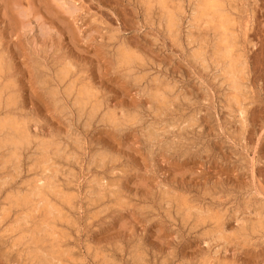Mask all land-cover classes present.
<instances>
[{"label":"rangeland","instance_id":"rangeland-1","mask_svg":"<svg viewBox=\"0 0 264 264\" xmlns=\"http://www.w3.org/2000/svg\"><path fill=\"white\" fill-rule=\"evenodd\" d=\"M165 1L0 0V127L13 116L29 132L20 152L0 128V264H38L48 249L59 264H264V0H222L235 76L213 25L193 20L198 0Z\"/></svg>","mask_w":264,"mask_h":264},{"label":"bare ground","instance_id":"bare-ground-1","mask_svg":"<svg viewBox=\"0 0 264 264\" xmlns=\"http://www.w3.org/2000/svg\"><path fill=\"white\" fill-rule=\"evenodd\" d=\"M172 1V0H171ZM169 2V1H168ZM198 5L196 6V9H195V12H194V15H193V20H195V22H196V19L198 20L196 23H200V22H202V21H206L208 24H211V25H213V28L215 29V31L219 34V38H220V43H219V46L220 47H218V54H221V57L222 58H224L225 60H227L228 62H229V64H228V66L227 67H229L230 68V70H228V71H230V73L228 72V71H226V73H229V74H231L232 76H235V74H236V71H237V65L235 64V59H234V57H233V54L235 53V54H239L238 52L236 53V50H235V52L233 53V51L231 50V48H232V44H231V37H230V35H231V28H232V26H231V18H230V16L227 14V13H225V5H224V3H223V1L222 0H198ZM143 3V2H142ZM149 3V2H148ZM155 3V2H154ZM160 5L162 6V8H164L163 9V11H167V9L170 7V6H168L167 4L168 3H166V1L165 0H160ZM173 3H174V1H173ZM147 4V3H146ZM146 4H145V6H146ZM156 4V3H155ZM171 4V3H170ZM227 4V3H226ZM151 6H153V5H151ZM156 6V5H155ZM158 6V5H157ZM182 6V5H181ZM188 6V5H187ZM147 7V6H146ZM154 7V6H153ZM148 8V7H147ZM150 8V10H151V7H149ZM158 8V7H157ZM175 8V7H174ZM179 8V7H178ZM156 9V8H155ZM182 9H184V8H181L180 7V11H182ZM153 10V9H152ZM158 10V9H157ZM174 11H175V9H173ZM154 11V10H153ZM156 11V10H155ZM159 11V10H158ZM174 11L172 12L171 10H169V12H165V13H168V14H164V17H166L167 15V17H168V21H167V24H169V27L170 28H172L171 30H173L174 28H175V15H174ZM176 11H177V9H176ZM161 12V11H160ZM185 12V11H184ZM184 12H182V14L184 13ZM190 12V11H189ZM152 13V12H151ZM177 14H178V11L176 12ZM180 13V12H179ZM186 13V12H185ZM147 14H148V12H147ZM150 14V13H149ZM151 15V14H150ZM160 15V14H159ZM158 15V16H159ZM162 16H163V14H161ZM166 15V16H165ZM179 15V14H178ZM178 15H176L177 17H178ZM155 16V15H154ZM166 17V18H167ZM184 17V16H183ZM162 18V17H161ZM165 18V19H166ZM179 18V17H178ZM177 18V19H178ZM186 18H188V17H186ZM163 20H164V22L167 20H165L164 18H162ZM185 19V18H184ZM160 20V19H159ZM183 20V19H182ZM190 20V19H189ZM189 20L187 21V22H189ZM193 20H192V22H193ZM185 21V20H184ZM162 22V21H161ZM177 22H178V20H177ZM179 22H180V20H179ZM182 22V21H181ZM186 22V21H185ZM190 22H191V20H190ZM194 23V22H193ZM196 23H194V24H196ZM159 24H161L160 22H159ZM166 24V23H165ZM164 23H163V26L165 25ZM165 25L164 27H168V25ZM179 24V23H178ZM182 24V23H181ZM183 25V24H182ZM186 25L187 24H185L184 26L186 27ZM196 25H198V24H196ZM161 26V25H160ZM192 26H193V24H192ZM238 26V25H237ZM236 26V27H237ZM174 27V28H173ZM199 27V26H198ZM203 27V26H202ZM170 28H167V29H170ZM177 28V27H176ZM176 28H175V30H176ZM195 28H196V26H195ZM194 28V29H195ZM201 28V27H200ZM166 29V28H165ZM181 29V28H180ZM186 29V28H185ZM188 29V28H187ZM193 29V28H192ZM233 29V28H232ZM179 30V29H178ZM183 30V29H182ZM203 30V29H202ZM183 31H186V30H183ZM188 31H189V29H188ZM167 32H169V31H167ZM175 32H178V33H180L179 31H174L173 33H175ZM172 33V32H171ZM177 33V34H178ZM190 33V32H189ZM188 33V34H189ZM186 34V33H185ZM187 34V35H188ZM193 34V33H192ZM203 34V33H202ZM205 34V33H204ZM203 34V35H204ZM214 34V33H213ZM173 35V34H172ZM171 35V36H172ZM176 35V34H175ZM190 35H191V33H190ZM233 35V34H232ZM178 36V35H177ZM195 36V35H194ZM235 36V35H234ZM173 37V36H172ZM175 37V36H174ZM208 37V36H207ZM233 37V36H232ZM177 38V37H176ZM175 38V39H176ZM187 38H189V37H187ZM213 38V37H212ZM235 38V37H234ZM237 38V37H236ZM178 39V38H177ZM194 39H196V38H194ZM205 39H207V38H205ZM175 41H178V40H175ZM193 41V40H192ZM197 41H199V39H197ZM208 40H206L205 42H207ZM200 42H201V40H200ZM203 42V41H202ZM202 42L200 43V44H202ZM210 42V41H209ZM190 42H188V44H189ZM192 43V42H191ZM194 43H195V41H194ZM197 43V42H196ZM199 44V43H198ZM206 44V43H205ZM210 44H211V42H210ZM209 44V45H210ZM204 45V44H203ZM203 45H201V46H203ZM212 45V44H211ZM237 45V44H236ZM235 45V46H236ZM124 46V45H123ZM207 46H208V43H207ZM235 46L233 47V48H235ZM122 47V46H121ZM120 47V48H121ZM190 47V46H189ZM195 47H197V46H195ZM204 47V46H203ZM210 47V46H209ZM125 48V47H124ZM123 48V49H124ZM191 48H193L192 46H191ZM191 48H189V50L191 49ZM200 48V47H199ZM237 48H239V47H237ZM122 49V50H123ZM194 49V48H193ZM202 49V48H201ZM201 49H200V52H201ZM203 49H206V48H203ZM208 49H210V48H207V50ZM212 49V48H211ZM214 49V48H213ZM125 50V49H124ZM120 51H121V49H120ZM127 51V50H126ZM191 52H190V54H192V50H190ZM193 51H196V50H193ZM206 51V50H205ZM205 51H203L204 53H205ZM209 51V50H208ZM207 51V52H208ZM215 51V50H214ZM213 51V52H214ZM238 51V50H237ZM123 53H121V59H122V61L123 62H125V64L126 63H131V61H132V64H134L133 63V60H132V58H131V56H130V54H127L126 52H124V51H122ZM198 52V51H197ZM203 52H202V54H203ZM130 53V52H129ZM211 53V52H210ZM196 54V53H195ZM202 54H200V55H202ZM212 54H214V53H212ZM216 54V53H215ZM218 54H217V56H218ZM135 55V54H134ZM194 56V55H193ZM208 56V55H207ZM210 56H211V54H210ZM2 57V56H1ZM119 57V56H118ZM119 57V58H120ZM201 57V56H200ZM239 57V56H238ZM208 58H210V57H208ZM213 57H211V59H212ZM121 59H119V60H121ZM133 59H134V57H133ZM137 59V58H136ZM199 59V58H198ZM210 59V60H211ZM221 59V58H220ZM237 59H239V58H237ZM1 61H2V59H0ZM4 60V59H3ZM118 60V61H119ZM194 60V59H193ZM206 60V59H205ZM209 60V61H210ZM219 60V59H218ZM217 60V61H218ZM222 60V59H221ZM243 60V59H242ZM1 61H0V74H1V71H2V63H1ZM194 61H196V60H194ZM200 61V60H199ZM204 61V60H203ZM207 61V60H206ZM215 61V60H214ZM205 62V61H204ZM243 62V61H242ZM7 63V62H6ZM122 63V62H121ZM210 63H211V61H210ZM214 63V62H213ZM215 63H216V61H215ZM214 63V64H215ZM218 63H222V62H218ZM239 63V62H238ZM124 64V63H123ZM124 64V65H125ZM131 64V65H132ZM203 64V63H202ZM201 64V65H202ZM208 64V63H207ZM227 64V63H226ZM226 64H225V66H226ZM3 65H5V63L3 64ZM129 65V64H128ZM127 65V66H128ZM239 65V64H238ZM240 65H241V63H240ZM126 66V65H125ZM213 66V65H212ZM219 66V65H218ZM221 66H222V64H221ZM241 66H243V64L241 65ZM8 67V66H7ZM205 67V66H204ZM207 67V66H206ZM220 67V66H219ZM218 67V68H219ZM240 67V66H239ZM243 67H245V66H243ZM211 68V67H210ZM215 68V67H214ZM214 68H213V71H214ZM217 68V69H218ZM67 69V68H66ZM212 69V68H211ZM221 69L222 68H220V71H221ZM225 69V68H224ZM224 69H223V71H224ZM243 69V68H242ZM6 70V69H5ZM67 70H69V69H67ZM58 71H60V70H58ZM62 71H64V70H62ZM62 71H60V72H62ZM70 71V70H69ZM220 71H218V72H220ZM238 71H239V69H238ZM242 71V70H241ZM244 71V70H243ZM246 71V70H245ZM240 72V71H239ZM68 73V72H67ZM6 74V73H5ZM5 74L3 75V76H5ZM58 74V73H57ZM60 74H62V73H60ZM64 75H65V73H63ZM62 74V75H63ZM69 74V73H68ZM217 74V73H216ZM220 74V73H219ZM241 74V73H240ZM244 74V73H243ZM221 75V74H220ZM223 75V74H222ZM238 75V74H237ZM2 76V75H1ZM246 76V75H245ZM61 77V76H60ZM65 77V76H64ZM217 77H219V76H217ZM67 78V77H66ZM65 78V79H66ZM68 78H69V76H68ZM158 78V77H157ZM233 78V77H232ZM236 78H238V77H236ZM58 79V81H59V78H57ZM64 79V78H63ZM62 79V80H63ZM218 79V78H217ZM220 79H222V77L220 78ZM234 79V78H233ZM239 79V78H238ZM159 80V79H158ZM235 80V79H234ZM152 81V83H156V81L157 80H151ZM155 81V82H154ZM226 81V80H225ZM227 81H228V77H227ZM231 81H233V80H231ZM1 82V81H0ZM61 82V81H60ZM73 82V81H72ZM4 83V82H3ZM74 83V82H73ZM229 83H231V82H229ZM232 83H235V82H232ZM237 83H240V82H237L236 81V86H238L237 85ZM245 83V82H244ZM61 84V83H60ZM72 84V83H71ZM70 84V85H71ZM77 84V83H76ZM75 83L73 84V85H76ZM222 84H223V82H222ZM228 84V83H227ZM226 84V85H227ZM7 85V84H6ZM6 85H4V86H6ZM73 85H72V87H73ZM84 85V84H83ZM161 85V84H160ZM239 85H241V84H239ZM0 86H3L2 85V82H1V85ZM69 86V85H68ZM152 86H153V84H152ZM223 86H225V85H223ZM231 86V85H230ZM242 86V85H241ZM89 87V86H88ZM91 87V86H90ZM157 87V86H156ZM167 87H168V84H167ZM1 88V87H0ZM4 89H5V87H3ZM76 88V87H75ZM84 88V87H83ZM159 88V87H158ZM234 88V87H233ZM4 89H2V90H4ZM8 89V88H7ZM72 89V88H71ZM228 89V88H227ZM235 89V88H234ZM239 87H238V91H239ZM241 89H242V87H241ZM1 90V89H0ZM68 90V89H67ZM91 90H92V88H91ZM150 90V89H149ZM230 90H233V89H230ZM243 90V89H242ZM87 91V90H86ZM160 91V90H159ZM164 91V90H163ZM229 91V90H228ZM236 91H237V89H236ZM237 91V92H238ZM2 92V91H1ZM6 93H8V90L7 91H5ZM66 92V91H65ZM78 92V91H77ZM230 92V91H229ZM2 93H4V92H2ZM2 93H0V94H2ZM9 93H10V89H9ZM59 93V92H58ZM90 93V92H89ZM91 93H92V91H91ZM152 93V92H151ZM156 93V92H155ZM158 93V92H157ZM162 93V92H161ZM160 93V94H161ZM166 93V92H165ZM13 94V93H12ZM15 94V93H14ZM67 94V93H66ZM70 94V93H69ZM73 94V93H72ZM76 94V93H75ZM160 94H158V95H160ZM174 93H172V95H173ZM231 94V93H230ZM171 95V96H172ZM228 95V94H227ZM226 95V96H227ZM233 95V94H232ZM236 95H237V93H236ZM3 96V95H2ZM6 96H7V94H6ZM5 96V97H6ZM69 96V95H68ZM80 96V95H79ZM167 96V95H166ZM71 97V96H70ZM74 97V96H73ZM80 97H82V95L80 96ZM79 97V98H80ZM97 97V96H96ZM95 97V98H96ZM161 97V96H160ZM164 97H165V94H164ZM170 97V96H169ZM241 97V99H242V96H240ZM239 97V98H240ZM3 98V97H2ZM14 98V100H15V97H13ZM85 98V97H84ZM93 98H94V96H93ZM228 98V97H227ZM230 98H231V95H230ZM233 98H234V96H233ZM232 98V99H233ZM239 98H238V101H242V100H239ZM244 98V97H243ZM6 99V98H5ZM10 99H11V97H10ZM236 99V98H235ZM0 100H1V95H0ZM8 100V99H7ZM13 100V99H12ZM14 100H13V103H14ZM234 100V99H233ZM3 101V100H2ZM78 101V100H77ZM81 101V100H80ZM87 101V100H86ZM95 101H97V98H96V100ZM235 102H236V100H234ZM233 101V102H234ZM243 101H245V100H243ZM7 102H9L10 103V101H7ZM17 102V101H16ZM98 102V101H97ZM97 102H95V105H96V103ZM101 102V101H100ZM99 102V103H100ZM169 102V101H168ZM228 102V101H227ZM246 102V101H245ZM8 103V104H9ZM76 103V102H75ZM82 103V102H81ZM80 103V104H81ZM157 103V102H156ZM229 103V102H228ZM3 104V103H2ZM5 104V103H4ZM16 104V103H15ZM79 104V108H81L82 107V105H80ZM86 105H87V103H85ZM85 104H84V106H85ZM98 104V103H97ZM101 104V106H102V103H100ZM241 104V103H240ZM1 105V104H0ZM13 104H11V106H12ZM8 106H10V105H8ZM7 106V107H8ZM15 106V105H14ZM13 106V107H14ZM17 106H19V104H17ZM81 106V107H80ZM89 106H91V105H89ZM97 106H99V105H97ZM167 106V105H166ZM240 106V105H239ZM6 107V108H7ZM12 107V108H13ZM16 107V106H15ZM75 107H77V105H75ZM104 107V106H103ZM231 107H233V106H231ZM234 107H236V106H234ZM3 108V107H2ZM5 108V107H4ZM3 108V109H4ZM79 108H77V109H79ZM83 108V107H82ZM237 108H238V106H237ZM240 108V107H239ZM245 108V107H244ZM102 109V108H101ZM246 109V108H245ZM2 110V109H1ZM5 110V109H4ZM10 110H12V109H10ZM15 110H17L16 108H15ZM80 110V109H79ZM87 110V109H86ZM90 110V109H89ZM89 110H87L86 112H89ZM93 110V109H92ZM74 111H76V109L74 110ZM84 111V110H83ZM83 111H82V113H83ZM97 111V110H96ZM240 111V110H239ZM242 111V110H241ZM12 112V111H11ZM17 112V111H16ZM15 112V113H16ZM77 112H79V111H77ZM85 112V113H86ZM103 112V111H102ZM105 112V111H104ZM236 112H237V110H236ZM2 113V112H1ZM7 113H8V111H7ZM7 113H5V114H7ZM240 113V112H239ZM79 114V113H78ZM84 114V113H83ZM83 114H82V116H83ZM86 114H88V113H86ZM242 114V113H241ZM4 115V114H3ZM13 115V112H12V114L10 115V116H12ZM17 115V114H16ZM81 115V114H80ZM89 115V114H88ZM95 115V114H94ZM97 116H99V118H100V115H102L101 113H100V115H98V114H96ZM95 115V116H96ZM107 115V114H106ZM244 115V114H243ZM7 116H9V114H7ZM94 116V117H95ZM96 116V117H97ZM13 117V116H12ZM11 117V118H12ZM24 117V116H23ZM80 117V116H79ZM85 117V116H84ZM88 117V116H87ZM87 117H85V118H87ZM241 117V116H240ZM245 117V116H244ZM5 118H7L6 116L4 117V119ZM7 119V120H5L3 123H2V125H1V130L3 129V130H8L9 131V133L11 132L13 135H14V137H12V136H10L11 135V133H10V135H8V132L6 133L8 136H10V137H12V139H9L10 137H8L5 133V136H7L8 137V139H9V142L11 143V144H13L12 145V149H14V148H16V147H14V145H16L17 147H18V145H20L21 146V144H24L25 142H28L29 143V140H28V133H27V129H26V126L27 125H21V124H19V122L18 121H16L15 120V117L14 118H12V119ZM17 118V117H16ZM83 118V117H82ZM89 118V117H88ZM103 118V117H102ZM123 118V117H122ZM1 119V118H0ZM14 119V120H13ZM20 118H18V120H19ZM92 119V118H91ZM105 119V118H104ZM21 120V119H20ZM24 120V119H23ZM90 120V119H89ZM95 120V119H94ZM93 120V121H94ZM97 120V119H96ZM104 121V120H103ZM102 121V122H103ZM1 122V121H0ZM26 123H28V122H26ZM90 123V122H89ZM92 124V123H91ZM165 124H166V122H165ZM30 125V124H29ZM152 126V125H151ZM166 126V125H165ZM155 127V126H154ZM32 128V127H31ZM148 128V127H147ZM153 129V128H152ZM152 129H150L151 130V133H152ZM1 130H0V133H1ZM4 131V132H5ZM32 131H35V130H33V128H32ZM3 132V131H2ZM149 133V132H148ZM147 133V134H148ZM3 134V133H2ZM1 134V135H2ZM149 135V134H148ZM4 136V135H3ZM5 136L4 137H2L3 139L5 138ZM6 137V138H7ZM149 137H150V135H149ZM6 138H5V140H6ZM152 138H153V136H152ZM155 138H157L156 136H155ZM162 138V137H161ZM165 139H166V137H164ZM2 139V140H3ZM151 139V138H150ZM159 139V138H158ZM1 140V137H0V141H2ZM43 140V139H42ZM8 141V140H7ZM7 141H5V142H7ZM154 141V140H153ZM168 141V140H167ZM171 141V140H170ZM32 142V141H31ZM33 142H34V140H33ZM44 142H46L45 140H44ZM8 143V142H7ZM47 143H48V141H47ZM52 143H53V141H52ZM58 143V142H57ZM169 143V142H168ZM168 143H166V144H168ZM2 144V143H1ZM0 144V145H1ZM26 144V143H25ZM61 144V143H60ZM10 145V144H9ZM31 145V144H30ZM36 145H37V143H36ZM6 146V145H5ZM11 146V145H10ZM19 146V147H20ZM34 146V145H33ZM59 146H61V145H59ZM58 146V147H59ZM14 147V148H13ZM19 147H18V149H16V150H19ZM23 147H25L24 145H23ZM40 147V146H39ZM52 147V146H51ZM21 148V147H20ZM10 149V148H9ZM27 149V148H26ZM38 149V148H37ZM51 149V148H50ZM0 150H2V149H0ZM28 150H29V148H28ZM52 150H55V149H53V147H52ZM58 150V149H57ZM56 150V151H57ZM60 151H61V149H59ZM64 149H62V151H63ZM10 151V150H9ZM8 151V152H9ZM14 151L15 150H12V152H13V154H15L14 153ZM20 151V150H19ZM19 151H17V152H19ZM37 151V150H36ZM42 150H40V152H41ZM58 152V153H61V152ZM7 152V153H8ZM11 152V153H12ZM16 152V151H15ZM16 152V153H17ZM21 152V151H20ZM23 152V151H22ZM39 152V153H40ZM48 152V151H47ZM47 152H46V154H47ZM52 152V151H51ZM55 152V151H54ZM3 153H4V151H3ZM6 153V154H7ZM10 153V154H11ZM25 153V152H24ZM35 153H38V152H35ZM56 153V152H55ZM57 153V154H58ZM63 153V152H62ZM64 153H66V152H64ZM5 154V155H6ZM9 154V153H8ZM50 154V153H49ZM2 155H4V154H2ZM12 155V154H11ZM17 155H19V154H17ZM33 155V154H32ZM36 155V154H35ZM51 155V154H50ZM59 155V154H58ZM94 155V154H93ZM96 155H98V154H96ZM15 156V155H14ZM20 156H21V154H20ZM19 156V157H20ZM27 156H29V155H27ZM37 156V155H36ZM47 156L49 157V159H50V156L47 154ZM46 156V157H47ZM57 156V155H56ZM56 156H55V158H56ZM65 156V155H64ZM100 156H101V154H100ZM3 157V156H2ZM7 157V156H6ZM16 157V156H15ZM18 157V156H17ZM18 157V158H19ZM30 157V156H29ZM32 157V156H31ZM42 158H43V156H41ZM40 157V158H41ZM61 157V156H60ZM63 157V156H62ZM90 157V156H89ZM93 157V156H92ZM98 157V156H97ZM96 157V158H97ZM18 158H16V159H18ZM22 158V157H21ZM45 158V157H44ZM103 158H105V157H103ZM0 159H2V158H0ZM5 159V158H4ZM8 159H10V157H8ZM12 159V158H11ZM20 159V158H19ZM27 159H28V157H27ZM26 159V157H25V161L27 160ZM32 159V158H31ZM39 159V158H38ZM93 159H94V157H93ZM15 160V159H14ZM40 160V159H39ZM51 160H53V159H51ZM104 160V159H103ZM103 160L101 161V162H103ZM1 161H3L4 163H5V160H1ZM6 161H7V159H6ZM10 160H8V162H9ZM38 161V160H37ZM50 161V160H49ZM55 161V160H54ZM90 161V160H89ZM12 162V161H11ZM17 162H19V161H17ZM17 162L15 163L16 165H17ZM28 162V161H27ZM41 162V161H40ZM96 162V161H95ZM100 162V161H99ZM2 163V162H1ZM87 163H89V162H87ZM91 163V162H90ZM3 164V163H2ZM40 164V163H39ZM49 164V163H48ZM55 164H57V163H55ZM8 165V164H7ZM25 165V164H24ZM29 165H31V164H29ZM46 165V164H45ZM92 165V164H91ZM94 165V164H93ZM3 166V165H2ZM11 166V165H10ZM15 166V165H14ZM33 166V165H32ZM31 166V167H32ZM36 166V165H35ZM40 166V165H39ZM39 166H38V169H39ZM47 166V165H46ZM56 166V165H55ZM3 167H5V166H3ZM51 167V166H50ZM57 167V166H56ZM2 168V167H1ZM8 168H9V166H8ZM8 168H7V170H8ZM30 168V167H29ZM33 168V167H32ZM35 168V167H34ZM46 168V167H45ZM52 168V167H51ZM50 168V169H51ZM55 168V167H54ZM59 168V167H58ZM6 169V168H5ZM11 169V168H10ZM13 169H15V167H13ZM19 169V168H18ZM17 169V170H18ZM47 169H48V167H47ZM50 169H48V170H50ZM42 170V168H40V171ZM45 169H43V171H44ZM54 170V169H53ZM58 170V169H57ZM9 171V170H8ZM16 171V170H15ZM34 171H35V169H34ZM37 171V170H36ZM18 172V171H17ZM21 172V171H20ZM23 172H24V170H23ZM32 172V171H31ZM51 172V171H50ZM49 172V173H50ZM15 173V172H14ZM40 173V172H39ZM42 174H43V172H41ZM46 173V172H45ZM44 173V174H45ZM47 173H48V171H47ZM4 174V173H3ZM20 174H22V172L20 173ZM13 175V174H12ZM37 175V174H36ZM54 174H52V176H53ZM41 176V175H40ZM16 177V176H15ZM5 178V177H4ZM41 178H42V176H41ZM52 178H54V177H52ZM88 178V177H87ZM8 179V178H7ZM43 179H44V177H43ZM58 179V178H57ZM48 180V179H47ZM83 180V179H82ZM105 180V179H104ZM3 181V180H2ZM78 181V180H77ZM4 183H5V181H3ZM7 182V181H6ZM38 182V181H37ZM41 182V181H40ZM56 182H58V181H56ZM86 182V181H85ZM101 182V181H100ZM30 183V182H29ZM32 183V182H31ZM102 183H104L103 181H102ZM12 184V183H11ZM37 184H39V183H37ZM62 184V183H61ZM27 185V184H26ZM42 185V184H41ZM44 185V184H43ZM105 185H107V184H105ZM104 185V186H105ZM109 185V184H108ZM107 185V186H108ZM6 186V185H5ZM37 186V185H36ZM39 186V185H38ZM43 187V186H42ZM42 187H40L39 189H34V193H33V196L34 197H37V198H39L40 199V203L39 204H41L43 201H44V197H45V190H43V188ZM47 187H48V184H47ZM51 187V186H50ZM65 187V186H64ZM82 187H84L83 185H82ZM4 188V187H3ZM10 188H11V186H10ZM36 188H38V187H36ZM52 188H53V186H52ZM85 188V187H84ZM90 188H92V187H90ZM2 189V188H1ZM59 189V188H58ZM62 189V188H61ZM95 189V188H94ZM114 189V188H113ZM96 190V189H95ZM94 190V191H95ZM98 190V189H97ZM110 190V189H109ZM10 191V190H9ZM15 191V190H14ZM23 191V190H22ZM93 191V190H92ZM93 191V193H95ZM108 191V190H107ZM89 192V191H88ZM91 193V192H90ZM90 193H89V195H90ZM92 193V194H93ZM107 193V192H106ZM110 193H111V191H110ZM8 194V193H7ZM24 194V193H23ZM22 194V195H23ZM96 194V193H95ZM17 195V194H16ZM97 195V194H96ZM112 195V194H111ZM4 196H6V195H4ZM20 196H21V194H20ZM62 196V195H61ZM70 196V195H69ZM93 196V195H92ZM3 197V196H2ZM85 197V196H84ZM107 197H109V196H107ZM6 198V197H5ZM4 197H3V199H5ZM16 198V197H15ZM15 198H13V200L15 199ZM50 198V197H49ZM86 198V197H85ZM2 199V200H3ZM70 199H71V196H70ZM91 199V198H90ZM98 199V198H97ZM12 200V199H11ZM11 200H9V201H11ZM33 200H34V198H31L30 196H26V197H24L22 200H20L19 201V203L22 205H27V206H30L31 204H32V202H33ZM84 200H86V199H84ZM99 200V199H98ZM17 201V200H16ZM54 201V200H53ZM87 201V200H86ZM88 201H90V200H88ZM87 201V202H88ZM166 201V200H165ZM0 202H2V201H0ZM15 202V201H14ZM16 203V202H15ZM90 203V202H89ZM166 203V202H165ZM252 203V202H251ZM8 204V203H7ZM14 204V203H13ZM70 204H72V203H70ZM89 205V204H88ZM90 205H91V203H90ZM92 205H93V203H92ZM168 205H170V204H168ZM3 206V205H2ZM4 207V206H3ZM71 209H72V206L70 207ZM260 208V207H259ZM37 209V208H36ZM38 209H39V207H38ZM257 209V208H256ZM3 210H4V208H3ZM41 210H43L44 211V213H45V215H50V213L52 212V208L48 205V204H46V205H44L43 206V209H41ZM61 210V212H62V209H60ZM259 210V209H258ZM0 211H1V209H0ZM14 211V210H13ZM18 211V210H17ZM42 211V212H43ZM197 211V210H196ZM257 211V210H256ZM41 212V213H42ZM55 212H56V210H55ZM199 212V211H198ZM35 213V212H34ZM237 213V212H236ZM53 214H55V213H53ZM65 215H66V213H64ZM199 214V213H198ZM261 214H263V213H261ZM37 215V214H36ZM63 215V214H62ZM61 215V216H62ZM205 215V214H204ZM254 215V214H253ZM11 216H12V211H11ZM19 216V215H18ZM21 216V215H20ZM25 216V215H24ZM54 216V215H53ZM2 217V216H1ZM15 217V216H14ZM26 217V216H25ZM39 217V216H38ZM193 217V216H192ZM27 219H28V217H26ZM68 218V217H67ZM191 218V217H190ZM207 218V217H206ZM206 218H205V221H206ZM2 219V218H1ZM9 219H10V217H9ZM8 219V220H9ZM20 219V218H19ZM23 219V218H22ZM193 219V218H192ZM222 219V218H221ZM29 220L31 221V219L29 218ZM39 220V219H38ZM239 220V219H238ZM4 221H5V219H4ZM23 221V220H22ZM24 221H25V219H24ZM27 221V220H26ZM43 221V220H42ZM57 221V220H56ZM199 221V220H198ZM263 221V220H262ZM16 222V221H15ZM36 222V221H35ZM220 222V221H219ZM249 222H251V221H249ZM264 222V221H263ZM19 223H20V221H19ZM36 223H38V222H36ZM221 223V222H220ZM223 223V222H222ZM18 224V223H17ZM26 224V223H25ZM25 224H24V226H25ZM28 224L30 225V223H28L27 222V225L26 226H28ZM39 224V223H38ZM48 223H46V222H44V225H47ZM3 225V224H2ZM37 225V224H36ZM50 225V224H49ZM221 225V224H220ZM246 225H248V224H246ZM250 225V224H249ZM254 225V224H253ZM34 226H35V224H34ZM56 226V225H55ZM1 227V226H0ZM33 227V226H32ZM43 227V226H42ZM44 227H46V226H44ZM60 227V226H59ZM222 227V226H221ZM263 227V226H262ZM26 228H28V227H26ZM36 228H37V226H36ZM47 228V227H46ZM45 228V229H46ZM251 228V227H250ZM10 229V228H9ZM16 229V228H15ZM17 229H18V227H17ZM20 229V228H19ZM31 229V228H30ZM33 229H35L34 227H33ZM41 229V228H40ZM43 229V228H42ZM53 229V228H52ZM224 229V228H223ZM12 230V229H11ZM27 230V229H26ZM25 230V231H26ZM51 230V229H50ZM245 229L243 228V231H244ZM18 231V230H17ZM20 231H22V230H20ZM19 231V232H20ZM24 231V230H23ZM28 231V230H27ZM38 231V230H37ZM42 231H44V230H42ZM42 231L40 230V232H41V235H42ZM48 231V230H47ZM260 231V230H259ZM12 232L14 233V231L12 230ZM11 232V233H12ZM219 232V231H218ZM222 231H220L219 233H221ZM241 232H242V230H241ZM246 232H247V230H246ZM16 233V232H15ZM18 233V232H17ZM17 233H16V235H17ZM23 233V232H22ZM21 233V237H22V235H24L25 236V234H22ZM30 233V232H29ZM32 233H33V231H32ZM31 233V234H32ZM51 233L52 232H50V231H48V233L46 234V235H48V236H50L51 235ZM39 234V233H38ZM44 234V233H43ZM57 234V233H56ZM262 234H264V232L262 233ZM10 235V234H9ZM13 236H14V234H12ZM45 235V234H44ZM220 235V234H219ZM247 235V234H246ZM18 236V235H17ZM29 236V235H28ZM40 236V235H39ZM43 236V235H42ZM55 236V235H54ZM15 238H16V236H14ZM20 237V238H21ZM56 237V236H55ZM9 238V237H8ZM19 238V239H20ZM28 238V237H27ZM31 237H29L28 238V241H29V239H30ZM33 241H35V242H37L38 244H37V246L39 245V242H42V240H43V238H37L36 237V234H33ZM68 238V237H67ZM219 238V237H218ZM22 240H24L23 239V237L21 238ZM26 239V238H25ZM27 240V239H26ZM65 240H67V239H65ZM220 240V239H219ZM222 240H224V239H222ZM21 240H19L18 242H20ZM31 241V240H30ZM47 241H48V239H47ZM46 241V242H47ZM61 241V240H60ZM63 241V240H62ZM68 241V240H67ZM217 241V240H216ZM221 241V240H220ZM220 241H217V242H220ZM34 242V243H35ZM57 242H59V241H57ZM224 242V241H223ZM17 243V242H16ZM53 243V242H52ZM214 243H216V242H214ZM226 243V242H225ZM23 244H24V242H23ZM28 244H29V242H28ZM36 244V243H35ZM55 244V243H54ZM61 244V243H60ZM224 244V243H223ZM67 245V244H66ZM17 246H18V244H17ZM19 246H21L20 245V243H19ZM24 246V245H23ZM22 246V247H23ZM69 246V245H68ZM27 247H28V245H27ZM26 247V248H27ZM25 248V249H26ZM29 248H30V246H29ZM212 248V247H211ZM210 248V249H211ZM217 248V247H216ZM215 248V249H216ZM20 249V248H19ZM31 249H34L33 247H31ZM31 249H29V250H31ZM35 250V249H34ZM213 250V249H212ZM211 250V251H212ZM21 251V250H20ZM28 251V250H27ZM65 251V250H64ZM70 251V250H69ZM210 251V250H209ZM208 251V252H209ZM25 252V251H24ZM30 252V254H31V252L32 251H29ZM29 252L27 253V256H28V254H29ZM38 252H41V251H38L37 250V252H35V253H38ZM34 253V252H33ZM32 253V254H33ZM42 253V252H41ZM212 253H213V251H212ZM218 253V252H217ZM31 254V255H32ZM39 254V253H38ZM43 254V253H42ZM41 254V256L40 255H35L36 256V258H35V256H34V259H36V261H37V263L38 264H51L53 261H55V262H57V264H59L60 263V261H59V259H60V255H59V253H57L56 252V250H54V249H48V251L47 252H45L43 255ZM136 254V253H135ZM31 255H29V257L31 256ZM65 255V254H64ZM23 256V255H22ZM211 256V255H210ZM215 256V255H214ZM75 257V256H74ZM24 258H25V256H24ZM30 258H32V257H30ZM135 258V257H134ZM34 259H29V260H34ZM209 259V258H208ZM26 261H28V260H26ZM25 261V264L26 263H28V262H26ZM211 261V260H210ZM33 263V262H32ZM31 263V264H32ZM35 263V262H34ZM33 263V264H34ZM213 263V262H212ZM28 264H30V261H29V263ZM211 264V263H210Z\"/></svg>","mask_w":264,"mask_h":264}]
</instances>
